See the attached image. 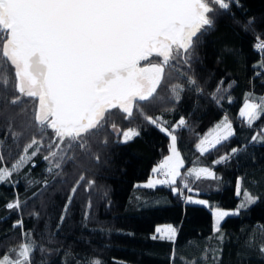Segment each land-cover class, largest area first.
Returning <instances> with one entry per match:
<instances>
[{"label":"trees","instance_id":"1","mask_svg":"<svg viewBox=\"0 0 264 264\" xmlns=\"http://www.w3.org/2000/svg\"><path fill=\"white\" fill-rule=\"evenodd\" d=\"M213 7L214 24L190 50V66L178 59L165 67L157 95L171 107L152 98L134 106L129 119L113 109L103 128L82 134L84 149L75 142L66 147L68 138L59 144L51 129L41 132L35 121L37 97L11 103L21 95L19 81L0 45V166L15 164L33 137L42 140L40 152L0 183V257L30 240L35 245L31 264L95 259L101 264H264V140H253L264 132V115L251 126L239 115L245 102L264 104V54L254 48L257 38L264 40V0H239L228 10ZM177 86L183 89L178 99ZM146 116L158 118L165 128L184 119L174 132L185 161L182 176L186 169L209 168L215 179L186 177L192 191L185 189L183 195L168 185L138 187L169 154L170 137ZM225 116L234 134L200 153L196 145ZM112 122L139 135L122 142L110 129ZM50 151L57 152L54 162L65 154L59 169L43 159ZM82 175L85 181L72 193ZM176 186L182 187L179 179ZM245 193L258 198L256 203L227 216L217 232L213 211L236 209ZM187 196L208 204L188 203ZM17 199L19 209L6 207ZM18 220L22 227H13ZM169 224L176 228L173 240L156 232Z\"/></svg>","mask_w":264,"mask_h":264},{"label":"snow or ice","instance_id":"2","mask_svg":"<svg viewBox=\"0 0 264 264\" xmlns=\"http://www.w3.org/2000/svg\"><path fill=\"white\" fill-rule=\"evenodd\" d=\"M232 4L239 6V0H0L2 56L14 66L19 81L17 90L21 94L11 103L19 102L23 96L38 97L35 121L41 132L51 129L59 144L68 138L66 147L70 149L75 142L84 149L82 134L103 128L113 114L111 110L118 109L125 114L124 119H129L134 106L155 98L166 66L178 59L190 66V50H194L200 36L214 24L213 16L209 15L215 12L213 5L228 10ZM252 23V20L248 21L249 25ZM254 48L264 54V40L257 38ZM141 62L146 63L142 66ZM260 67L264 68V55ZM188 82L195 83L192 79ZM182 90L179 86L173 88L177 99ZM262 108L264 104L245 102L239 115L251 126L264 115L258 111ZM145 119L170 137V154L152 169L154 174L163 178L149 180L146 187L168 185L173 193L183 195L185 189L192 191L186 177L200 179L203 174L215 179V173L209 168L186 169V176H182L185 161L178 150L174 132L175 128L185 125L184 119H180L171 130L162 127L158 118L146 116ZM110 129L123 137L122 142L139 135L131 127L119 129L115 122L110 124ZM214 132L215 135L209 133L212 139L205 136L196 145L200 153L234 134L227 116L215 126ZM258 137L264 140V132L254 135L253 140ZM41 147L42 140L33 137L15 164L10 168L0 166V183L31 161ZM29 149H32L30 154ZM56 157L57 152L50 151L43 159L59 169L65 154L54 162ZM95 158L99 160L98 156ZM178 179L182 187L176 186ZM83 181L85 177L82 175L72 193ZM185 199L191 204H208L206 200L191 196ZM257 199L245 193L236 209L229 211L217 207L215 230L220 231L225 217L239 215ZM6 207L19 209L20 202L17 199L7 203ZM22 225L23 221L18 220L13 227ZM156 232L162 234L161 238L173 240L176 228L169 224L158 227ZM22 236L29 237L30 233H22ZM34 247V242L22 241L18 248L0 257V264H31ZM260 250L264 253V246ZM89 264H101V261L95 259Z\"/></svg>","mask_w":264,"mask_h":264},{"label":"rangeland","instance_id":"3","mask_svg":"<svg viewBox=\"0 0 264 264\" xmlns=\"http://www.w3.org/2000/svg\"><path fill=\"white\" fill-rule=\"evenodd\" d=\"M38 98V97H37ZM155 98L156 99H158L159 101H161L162 103H164V105L167 107V108H170L171 107V102L169 101V100H165V99H162L161 97H159L158 95H157V93L155 94ZM248 103H253V102H248ZM243 108V107H242ZM258 111H260V109H258ZM242 118V117H241ZM243 119H245V118H243ZM224 120V119H223ZM246 120V119H245ZM247 121V120H246ZM223 121H221L219 124H221ZM172 128H174V126L173 127H170V128H168V129H172ZM215 129V128H214ZM214 129L210 132V133H212V135H215L216 133L214 132ZM222 131V130H221ZM175 134V133H174ZM208 136V138L209 139H212V136H210L209 134L207 135ZM230 137V136H229ZM131 140V139H130ZM121 141H123V137L121 136ZM129 141V140H128ZM222 141H224V140H222ZM177 147H178V143H177ZM169 148H170V144H169ZM213 147H211V146H209V150L210 149H212ZM179 150V149H178ZM169 154H170V152H169ZM168 154V155H169ZM182 155V154H181ZM183 157V156H182ZM184 159V158H183ZM158 166V165H157ZM157 166H155V167H157ZM181 174H182V169H181ZM202 176H205V175H201V177ZM163 177H162V175H160V174H152V176L147 180V181H145V182H142V183H139V184H137V186L138 187H145V188H149V187H146L145 185L149 182V180H158V179H162ZM157 186H165V185H160V184H157L155 187H157ZM152 188H154V187H152ZM193 199H197V198H194V197H192ZM213 215H214V221H215V210L213 211ZM230 216V215H229ZM226 218V217H225ZM224 218V219H225ZM223 219V220H224ZM222 220V221H223ZM222 221H221V223H222ZM164 226H161L160 228H163ZM160 235H162L161 233H159ZM175 236H176V234H175Z\"/></svg>","mask_w":264,"mask_h":264},{"label":"crops","instance_id":"4","mask_svg":"<svg viewBox=\"0 0 264 264\" xmlns=\"http://www.w3.org/2000/svg\"><path fill=\"white\" fill-rule=\"evenodd\" d=\"M223 222V221H222Z\"/></svg>","mask_w":264,"mask_h":264}]
</instances>
